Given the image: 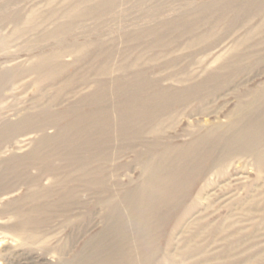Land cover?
<instances>
[{
    "label": "rangeland",
    "instance_id": "obj_1",
    "mask_svg": "<svg viewBox=\"0 0 264 264\" xmlns=\"http://www.w3.org/2000/svg\"><path fill=\"white\" fill-rule=\"evenodd\" d=\"M211 1L115 0L102 6L100 0H0V264H72L99 238L104 208L169 212L176 264H195L197 252L181 254L201 245L206 254L217 247L229 251L219 259L264 249V171L250 156L234 154L220 173L212 166L217 150L180 194L158 182L175 156L162 151L225 123L240 98L264 86V0H226L221 11L202 9ZM209 29L214 40L225 39V49L186 45ZM240 50L251 57L234 76L223 77L232 82L218 97L189 99L194 84ZM60 52L67 55L52 62L62 63V75L40 84L31 66ZM160 91L172 92L177 103L172 115L160 116L169 118L163 125L151 130L154 114L140 113L133 136L118 129L135 108L133 97ZM94 109H111V115H102L96 128L71 123ZM152 157L160 159L149 171ZM46 165L59 168L56 185ZM38 208H73L74 220L68 224L49 212L36 228L28 222ZM32 231L48 235L51 244L67 243L68 251L57 257L39 242L19 239ZM165 241L158 236L154 246L162 252ZM210 259L200 264L219 261Z\"/></svg>",
    "mask_w": 264,
    "mask_h": 264
},
{
    "label": "bare ground",
    "instance_id": "obj_2",
    "mask_svg": "<svg viewBox=\"0 0 264 264\" xmlns=\"http://www.w3.org/2000/svg\"><path fill=\"white\" fill-rule=\"evenodd\" d=\"M114 1L115 0H100V4L103 6L105 4H112ZM227 3L228 1L226 0H215L205 3L202 9H206V11H221L220 9H223ZM92 8H95V5H93ZM219 21L220 19L217 20V22ZM214 26L216 25L212 24L211 27ZM211 33L212 30L209 29L208 33L203 32L199 34L197 37L188 41L186 45L191 48L201 43L202 45L199 51H212L219 47L220 49H225V39L222 41L220 37L214 40ZM207 36H211L212 38L207 41ZM237 42L238 41L235 43ZM244 51L245 50H240L237 55L235 53H231L228 56L226 55L227 57L223 58L220 66H218V70L208 73L210 74V78L194 84L192 88L193 91L189 93V99L209 102L211 99L218 97V94L232 82L231 79H226L227 81L224 82L223 79L225 78L223 77L227 76L231 78V76H234L236 69H240L243 61L247 60L246 57H251L250 54H246ZM65 55H67V53L60 52L59 54H54L51 58L39 57L36 60L30 70L40 74L38 77L40 84L59 79L62 75V63L52 61L60 60L59 57ZM79 59L80 58H75V61H79ZM221 69L225 70V75H223V70L221 71ZM206 82L209 84H206ZM250 90L251 92L245 99L240 96L242 98H240L231 113L227 115V121L225 123L218 124L210 130L195 135L183 146L179 145L174 147L173 150L162 151V153L175 155L169 162V171L166 173V176L158 180V182L163 181V189L167 192L180 194V192L184 190L186 184H190V182L206 169L204 168L205 161L211 158L213 153L217 150L218 155H215V161L212 165L217 172H224V164L230 160L234 154H246L250 156L254 160L258 171H264V109L260 110V107H263L264 104V86L259 88L255 87ZM225 95H227V93ZM173 96L175 95L172 92L160 91L150 98L137 99L133 97L132 100L135 102V108L129 109L131 111V113L128 112L129 119L123 122L120 121V124H117L118 129L123 132L128 130V134L133 136L141 127L134 123V121H138L139 114L152 113L154 114L155 125L151 126V130L152 127L154 130H157L159 126L164 124L165 120L169 119L161 118L160 116L165 111L167 112L164 115L173 114V108L177 105L176 98ZM97 98L98 95L94 99V102L97 101ZM45 109H47V107H45ZM100 112L101 113L98 111L95 112L94 109L92 113H83L78 119L73 120L71 123L76 125L80 123L83 129L91 127L96 128L99 125L98 119H101L103 115V119L105 120V115H111V109H101ZM155 115H157V117ZM93 120H97V122L93 124ZM68 126L69 124L66 123L64 127ZM159 159V157H152L147 163V169L149 171L154 170ZM46 166L48 168L46 176L51 177L50 179L53 185L57 182L60 175L59 168L55 165ZM206 173H208V170ZM42 175L43 174H40V176ZM127 198L132 200L131 197L127 196ZM135 210L134 208H104V210L101 211V214L103 213V228L101 234H99V238L94 245L81 248L79 256L75 257L76 260H74L72 264H176V256L172 252L176 224L175 222L169 223L170 219H168V217H170L171 214L160 208ZM72 211L73 208H71V210H64L61 208H38L33 212L36 216L34 219L30 220L28 224L34 223V225H31L37 228L41 223H44L45 219H47L45 213L49 215V212L54 213L53 215L55 217L63 216V221L69 224L74 220ZM80 215L81 214H77L76 217L79 218ZM156 218L157 221L154 222ZM150 228L154 230L150 231ZM161 235L166 236L165 247L162 249V252L160 247L154 246V238ZM20 236L21 234L18 235L20 240H30L31 243L39 242L38 245L44 246L47 251L48 249H52L57 257L65 255L68 251L67 243L58 245L51 244L49 236L43 235V232L41 233L40 231H32L24 236ZM131 237L136 240L134 241L137 242L136 245L131 242ZM110 238H115V242L112 243ZM233 243V245H236L238 241ZM128 244H131L130 247H128ZM201 246L202 250L199 247H195L191 251L183 252L181 257L186 258L197 252L198 256L194 260V263L200 264L204 260H211L210 258L219 259L223 254L229 252L222 251L217 247L214 254H211L210 251L206 254L204 251L207 250V246ZM233 250L237 251L235 248H233ZM237 255L232 258L226 257L225 259H219V261L214 264H241L242 262L243 264H264L263 248H258V250L245 255Z\"/></svg>",
    "mask_w": 264,
    "mask_h": 264
}]
</instances>
